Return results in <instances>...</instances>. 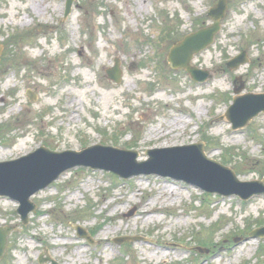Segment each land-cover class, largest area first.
Returning <instances> with one entry per match:
<instances>
[{
    "label": "rangeland",
    "instance_id": "rangeland-1",
    "mask_svg": "<svg viewBox=\"0 0 264 264\" xmlns=\"http://www.w3.org/2000/svg\"><path fill=\"white\" fill-rule=\"evenodd\" d=\"M34 1L0 0V162L43 145L97 144L137 151L145 162L148 150L205 142L207 157L241 181L264 179V113L240 130L224 118L236 78L239 95L264 94V0H227L214 44L192 61L213 75L205 83L167 58L177 40L212 24L218 0H75L68 17L66 0H44L42 15ZM242 52L250 62L229 70ZM116 59L121 83L106 74ZM206 194L169 177L71 169L32 197L27 226L19 204L0 197V227L14 228L0 264H264V239L248 235L264 224V194ZM128 237L143 241L115 243Z\"/></svg>",
    "mask_w": 264,
    "mask_h": 264
},
{
    "label": "water",
    "instance_id": "water-1",
    "mask_svg": "<svg viewBox=\"0 0 264 264\" xmlns=\"http://www.w3.org/2000/svg\"><path fill=\"white\" fill-rule=\"evenodd\" d=\"M74 0L66 2V16L71 13ZM228 10L227 0H220L209 12L214 23L206 28L187 36L183 41L172 47L168 61L173 69H185L197 82H205L211 75L191 65L193 56L212 45L215 36L221 30V20ZM3 46L0 45V58ZM249 62L246 53H242L228 63L230 69H238ZM109 79L120 83L122 71L119 61L107 71ZM240 79H237L238 82ZM243 84L236 89L242 92ZM264 112V94H246L234 99L225 117L233 123L234 129H239ZM149 159L138 162L139 153L123 150L113 146L95 145L80 152H55L40 147L35 152L17 160L0 162V196L9 197L19 202L17 210L22 223L28 225L29 215L36 211L37 206L31 197L47 188L60 176L76 167H89L93 170L112 172L124 179L138 175H158L171 177L194 184L206 192L223 196L237 195L243 200H249L254 195L264 194V180L243 182L235 171L221 163L208 158L202 143L183 147L148 150ZM132 210L126 217H132ZM13 228H0V260L3 258L8 242V236ZM81 238L89 237L82 229H78ZM251 238L264 237V228L257 229L250 234ZM127 240L141 241L140 238ZM91 241V240H90ZM45 261L41 259V262ZM52 264H58L51 261Z\"/></svg>",
    "mask_w": 264,
    "mask_h": 264
},
{
    "label": "bare ground",
    "instance_id": "bare-ground-1",
    "mask_svg": "<svg viewBox=\"0 0 264 264\" xmlns=\"http://www.w3.org/2000/svg\"><path fill=\"white\" fill-rule=\"evenodd\" d=\"M43 1L44 0H35L34 1V4H33L32 8L34 9L35 13L40 14V15L43 14V6H42V2ZM115 96H116V93H113V92L104 93V97H105V99L107 101H112V99ZM72 120H75V118L72 117ZM166 188L171 190V187H167L166 186ZM153 211H155V210L154 209L153 210L150 209V210L143 211V217L150 216L153 213Z\"/></svg>",
    "mask_w": 264,
    "mask_h": 264
}]
</instances>
